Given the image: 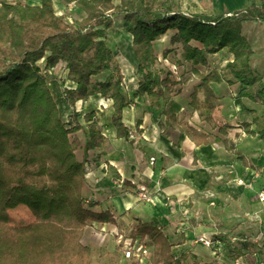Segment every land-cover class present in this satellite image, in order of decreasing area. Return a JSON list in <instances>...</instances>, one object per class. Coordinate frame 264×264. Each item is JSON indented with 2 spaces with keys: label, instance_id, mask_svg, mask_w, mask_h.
<instances>
[{
  "label": "trees",
  "instance_id": "obj_1",
  "mask_svg": "<svg viewBox=\"0 0 264 264\" xmlns=\"http://www.w3.org/2000/svg\"><path fill=\"white\" fill-rule=\"evenodd\" d=\"M38 1L40 5L22 0L0 3V190L19 188L23 204L35 218L24 226L0 223V264H95L93 249L82 243L85 229L92 222L113 219L108 212L93 211L83 186L91 154L108 139L97 105L87 111L78 110L77 103L97 97L110 101L117 138L129 139L124 112L134 99L147 97L150 108L161 110L170 128H178L198 146L208 144L207 134L173 112L174 86L180 80L171 70L162 76L154 44L173 32L171 43L182 45L177 64H190L195 77L185 79L182 90L189 96L188 108L201 122H215L221 98L214 85H239L240 99L264 104V76L252 67L254 52L243 33L247 23L264 25V0L245 10L212 15L184 14L177 0H121L118 5L113 0H68L86 14L77 27L56 13L53 0ZM117 17H122L132 37L142 75L130 95L123 91L122 70L108 45L107 33ZM224 49L232 59L223 70L210 69L208 55ZM58 66L72 86L56 98L48 73ZM65 106L71 107L67 116ZM241 126L247 135L264 140V111ZM138 222L132 234L149 236L152 264H208L199 263L190 252L177 256L156 224ZM217 238L224 244L221 251L211 249L218 258L226 254L236 263L235 254L247 251Z\"/></svg>",
  "mask_w": 264,
  "mask_h": 264
},
{
  "label": "crops",
  "instance_id": "obj_2",
  "mask_svg": "<svg viewBox=\"0 0 264 264\" xmlns=\"http://www.w3.org/2000/svg\"><path fill=\"white\" fill-rule=\"evenodd\" d=\"M4 1L14 3L12 0ZM22 1L29 5H40L38 0ZM194 1H197L199 10L189 12L180 9L181 12L209 14L199 0H183V4L188 8L189 3ZM217 1V7L229 4L233 8L209 15L240 11L241 8H235L234 4L244 2L220 0L219 5ZM120 2L113 0L115 5ZM255 3L261 5V0ZM53 4L56 13L65 15L66 21L74 27L86 17L84 11L68 0H53ZM248 7L245 6L243 10ZM249 24L264 25H244L243 33L250 41L245 33V27ZM122 26L126 28L123 19ZM229 58L232 59L230 53ZM254 58L253 53V69L264 76V72L255 67ZM214 88L221 99L213 124L201 122L198 114L186 109L177 98L173 102L174 113L180 117L186 116L191 125L208 135L209 143L200 146L178 128H170L161 110L150 108L148 98L134 99L132 107L124 112V121L133 138H117L116 129L111 124L112 106L107 118L99 115L108 140L90 156L83 196L93 203V211L108 212L113 221L92 222L85 229L82 243L93 249L95 264H101L96 253L104 249L116 264L130 261L123 252L120 254L122 249L118 247V238L132 234L138 220L156 224L174 245L177 256L190 252L199 263H219L217 255L210 248L196 243V238L201 235L211 237L218 234L229 240L237 237L240 243L250 240L253 243L255 240L251 235H260L261 243L253 244L261 251L260 246H264V231L261 229L264 227V201L259 197L264 192V140L259 136L247 135L241 124H251L255 115L263 113L264 104L262 100L252 102L240 99L239 85H214ZM101 100L97 97L86 104L80 101V107L89 111L90 105L96 106ZM64 112L65 116L69 115L71 107L65 106ZM226 125L229 126L226 132L220 131ZM251 129L255 130V126ZM239 155L244 157L247 166ZM143 191L151 194L152 203L140 199L139 193ZM187 209L190 210L188 217L185 216ZM254 226L256 233H252ZM252 227L253 230H249ZM144 237L149 239V236ZM148 246L152 264L154 249L150 239ZM246 246L245 249L251 251ZM242 257L236 263H240ZM252 262L255 264L256 259L252 258Z\"/></svg>",
  "mask_w": 264,
  "mask_h": 264
},
{
  "label": "rangeland",
  "instance_id": "obj_3",
  "mask_svg": "<svg viewBox=\"0 0 264 264\" xmlns=\"http://www.w3.org/2000/svg\"><path fill=\"white\" fill-rule=\"evenodd\" d=\"M15 2V0H12ZM180 6V9L184 11L193 12L197 9L199 10V7L196 5L197 1L190 2L188 5V8H185L183 4V0H177ZM201 5H203V9L208 11L209 14L212 12H219L222 10L228 11L229 9L233 8L231 5H223L222 7H217V0H199ZM235 2V0H234ZM252 2H260V0H244V2H239L236 4L235 2V8L236 6L240 7L241 10L245 8V6H250ZM220 5V0H219ZM71 8V7H70ZM74 8V7H73ZM245 10V9H244ZM116 19V18H115ZM245 33L250 39V43L252 45V48L254 50V65L257 66V69L264 72V27L260 26H254L252 24H249L245 27ZM110 29L107 33L108 37V45L110 48L113 49L116 58L120 64L122 74L124 77L123 81V91L127 95H130L133 93L134 89L137 87L138 79L142 77L141 73L138 71L137 67V60L133 53V46H132V37L130 34L127 33L126 28H124L122 31L115 33L113 36L110 35ZM173 35V32H169L167 35L162 37L159 41H157L154 44L155 52L158 56V62L156 64L159 71L162 73V76H165L166 73L171 70L174 73V77L179 81L180 84L174 86L175 90V96L174 99L177 98L179 103L181 105H185L186 109L191 111V109L188 108V101L189 96L184 93L187 82L185 83V79H190L188 81H192L195 79L190 64L187 65H179L177 64L181 60V54H182V45L181 44H172L171 43V36ZM169 51V52H168ZM165 52L167 53V57L164 58L163 54ZM229 52L224 49L220 51L217 54L214 55H208V60L210 64V69L217 68L219 70H223L227 63L229 62ZM256 61V64H255ZM204 68H202V71ZM106 75H101L100 78L105 77ZM49 77V84L50 87L55 95L56 98H58V95H62L64 88L66 86H72V83L69 81V79L66 76V73L62 71V68L58 66V68H55L53 71L48 73ZM182 87H184L182 90ZM147 98V97H146ZM95 100V98H92L90 101ZM90 101L86 103H90ZM85 103V104H86ZM111 102L107 101L105 99L101 100L97 103V112L104 118H107L109 116V110L111 108ZM81 103L79 102L77 105V109H81ZM86 106V105H84ZM84 108V107H83ZM90 109V108H89ZM71 114V113H70ZM189 116H191V113H188ZM80 121L83 122L82 117L80 118ZM82 154V151L78 152V157L80 158ZM247 185V184H245ZM6 191V192H5ZM0 223H6L8 225L12 226H24L31 222H34L35 218L31 214V212L27 209V207L23 204L21 191L19 188H13L11 191L7 190H0ZM259 197V196H258ZM260 199V197H259ZM250 226V223H249ZM251 227V226H250ZM255 231H252V233H256V226ZM264 231V227L261 228ZM249 230H253V227ZM258 230V229H257ZM258 232V231H257ZM259 234V233H257ZM133 237H137L135 235H132ZM217 237H224V236H215ZM251 237L255 240V242H260L259 239L262 237L260 235L252 234ZM235 242H231L233 245H236L237 247L245 248L246 247L251 248V251L243 252L244 254L240 263H234L232 256L227 257L226 254L220 258H218V264H253L252 262V251H256L255 245L252 242H243L240 243L237 239V237L231 238ZM225 242H229V238H224ZM235 243V244H234ZM241 245H240V244ZM261 243V242H260ZM264 243V242H263ZM118 247H121V243L118 242ZM239 245V246H238ZM262 249L264 246H260ZM104 249V248H102ZM120 249V248H119ZM122 249V247H121ZM261 249V251H262ZM99 251V249H97ZM260 250L257 251V264H264V252H261ZM106 250H102L101 252H97V259H99V263L101 264H116L114 259H111L108 256V253ZM124 252L123 250L120 251V254ZM239 252L235 254V259L237 260L242 256ZM95 257V256H94ZM95 260V258H94ZM127 264H135V259H129ZM96 261V260H95Z\"/></svg>",
  "mask_w": 264,
  "mask_h": 264
},
{
  "label": "built area",
  "instance_id": "obj_4",
  "mask_svg": "<svg viewBox=\"0 0 264 264\" xmlns=\"http://www.w3.org/2000/svg\"><path fill=\"white\" fill-rule=\"evenodd\" d=\"M1 2L2 0H0V3ZM130 137L133 138L134 135L132 134ZM152 161H154V159H152ZM139 196L142 201H145L147 203L153 202L151 194L146 191L140 192ZM260 200L264 201V192L260 194ZM189 214H190V210L187 209L185 211V216L188 217ZM215 236H221V235L214 234L211 237H208L206 235H201L196 238V243L202 244L210 249L216 248L219 251H221L224 244L219 238H215ZM118 242L121 243V247L122 250L124 251L123 253L126 259H135L136 261H139L140 263L143 264H151L150 261L152 258H151L150 247L148 246L149 243L148 237H144V238L140 236L133 237L132 234L130 233L127 235V237L120 235L118 238ZM231 242H235V241L231 240ZM252 255H253L252 258L256 259L255 264H257V257H258L257 251H255Z\"/></svg>",
  "mask_w": 264,
  "mask_h": 264
},
{
  "label": "bare ground",
  "instance_id": "obj_5",
  "mask_svg": "<svg viewBox=\"0 0 264 264\" xmlns=\"http://www.w3.org/2000/svg\"><path fill=\"white\" fill-rule=\"evenodd\" d=\"M122 30H123L122 17H118V19H116L114 28L110 31V35L113 36L115 33H118ZM62 105L63 104H61V109H63Z\"/></svg>",
  "mask_w": 264,
  "mask_h": 264
}]
</instances>
